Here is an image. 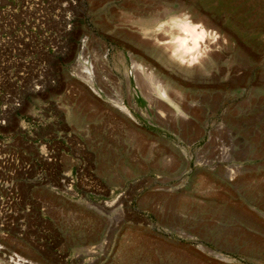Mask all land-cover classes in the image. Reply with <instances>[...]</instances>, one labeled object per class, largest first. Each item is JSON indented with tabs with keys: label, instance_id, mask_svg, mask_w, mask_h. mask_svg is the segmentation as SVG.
Listing matches in <instances>:
<instances>
[{
	"label": "rangeland",
	"instance_id": "374dc122",
	"mask_svg": "<svg viewBox=\"0 0 264 264\" xmlns=\"http://www.w3.org/2000/svg\"><path fill=\"white\" fill-rule=\"evenodd\" d=\"M167 6L213 31L194 64L136 38L140 21ZM0 24L19 47L17 69L28 62L36 82L0 127L6 254L34 264H264V0H0ZM83 51L105 53L110 85L95 88L105 98L115 88L137 126L79 78ZM133 61L187 119L145 98L126 76ZM170 145L191 154L190 171ZM116 195V213L89 209Z\"/></svg>",
	"mask_w": 264,
	"mask_h": 264
},
{
	"label": "bare ground",
	"instance_id": "6f19581e",
	"mask_svg": "<svg viewBox=\"0 0 264 264\" xmlns=\"http://www.w3.org/2000/svg\"><path fill=\"white\" fill-rule=\"evenodd\" d=\"M159 10L160 11L156 13H150L147 18L140 21V29L138 30L141 35H136V38L138 36V38L142 40L141 43L143 42L146 46H151L152 50L158 54H162L167 50L170 51V54L167 52L170 59L178 61L181 64L185 62L190 65L199 61L198 58L200 59L199 56L202 55L201 51L210 47L207 46L206 48H203V45H205L208 38L214 37V34L212 36L213 31L210 30V27L196 23V19H193L186 13L187 9H175L171 6H167L161 7ZM219 45L220 43L217 42L213 48H217ZM18 52L19 47L16 48V46L13 45L12 38H10L5 32H0V127L4 126L9 120L8 117L10 113L21 107L25 94L34 92L36 89V82L34 80L35 75L33 71L31 72L28 62L22 68L17 69ZM106 62L105 53H101L97 58L91 59L90 57H87V53L83 51V53L78 54V57L74 62V70L75 72H78L79 78L84 81L86 85L88 84L89 90L94 93L97 99L106 102L121 114L127 113L128 122H130L132 126H137L135 125L137 122L135 117L130 114L124 104L123 97L117 90H115V88L113 89L110 87L111 89L107 88L106 90L102 88L110 95V97L108 96L106 98L100 90L95 88L96 83L101 86L99 84L100 82L106 87H109L110 85ZM126 76L129 80H136L139 84L141 82V85L138 86L139 88L142 84L146 86H142L144 92L146 90L144 95H146L145 98L150 100L151 103L157 105V101L166 102L168 107H170V113H172V115L177 117L181 116L184 119L188 118L187 111L185 112L180 109L179 105L176 104L175 99L171 97L172 95L170 96L168 94L166 87L161 85L160 81L156 79V74L154 76L153 72L146 68L145 65L133 61ZM163 109L159 107L156 112V115L161 119L166 117V114L169 113L165 112ZM151 139L154 141L153 143L161 141L157 138ZM185 143L188 146L190 145L189 141H186ZM219 144L220 145L215 153L218 155V161H223L228 154V149L225 148L222 142ZM169 148L180 158V161L184 165V172L190 171L189 162L191 154L186 149L179 150L172 145H170ZM168 159V162L173 161V157L172 159L170 157ZM234 170V168H229V170H227L230 177L236 174V171ZM135 175L136 174H132L131 178H135ZM119 198V195H116L113 201H107L103 204L90 203L88 204L89 209L91 208L90 210L103 218L105 213L111 215L117 210V207L120 205ZM1 205H4L3 202L0 203V209L4 207H1ZM3 250L4 248L0 246V264H34L32 260L25 257L24 254H17L16 252L6 254ZM203 250L213 253L209 249L203 248ZM91 253L93 254V252Z\"/></svg>",
	"mask_w": 264,
	"mask_h": 264
}]
</instances>
